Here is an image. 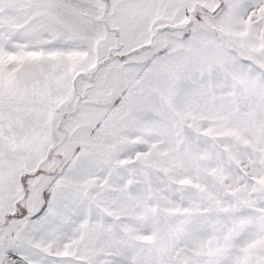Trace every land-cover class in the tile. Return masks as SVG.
<instances>
[{"label":"snow or ice","instance_id":"obj_1","mask_svg":"<svg viewBox=\"0 0 264 264\" xmlns=\"http://www.w3.org/2000/svg\"><path fill=\"white\" fill-rule=\"evenodd\" d=\"M0 264H264V0H0Z\"/></svg>","mask_w":264,"mask_h":264}]
</instances>
